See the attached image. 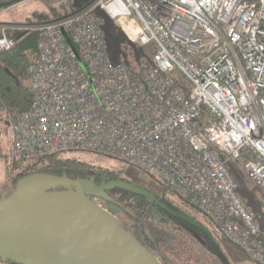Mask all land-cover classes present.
<instances>
[{"label": "built area", "instance_id": "built-area-1", "mask_svg": "<svg viewBox=\"0 0 264 264\" xmlns=\"http://www.w3.org/2000/svg\"><path fill=\"white\" fill-rule=\"evenodd\" d=\"M83 1L36 31L31 109L7 114L10 157L81 151L140 169L264 264V234L227 167L244 161L264 201V0ZM99 12L147 49L137 71L112 61ZM11 28L0 52L16 46Z\"/></svg>", "mask_w": 264, "mask_h": 264}, {"label": "trees", "instance_id": "trees-1", "mask_svg": "<svg viewBox=\"0 0 264 264\" xmlns=\"http://www.w3.org/2000/svg\"><path fill=\"white\" fill-rule=\"evenodd\" d=\"M27 0H0V10H5ZM87 4L83 0L70 1L61 6L63 13L55 12L57 17L69 16ZM103 30L114 63H125L132 71L139 69L146 57L147 49L132 44L122 30L103 12ZM3 34L0 29V39ZM7 36L16 41V46L7 52H0V114L4 111L24 113L31 109L33 93L30 86V67L37 58L39 33L35 31L8 30ZM5 186L13 185L28 176L50 175L67 176L69 179H95V183L120 179L118 163L112 158L72 151L65 154L50 155L33 161L5 158ZM244 161L230 162L228 170L238 184V192L246 205L256 215L264 234V201L260 190L251 184L243 171ZM140 170V169H138ZM142 171V170H141ZM144 172V171H143ZM147 181H128L155 196L160 203H151L147 198L123 190H114L111 195L116 203L122 204L125 216L136 221L143 231L141 239L132 233L157 257L161 264H232L228 255L208 227H218L204 214L193 208L179 193L166 182L144 172ZM102 182V183H103ZM5 196L0 193V198ZM113 205V207H114ZM116 208V207H115ZM117 209V208H116ZM120 221L118 213L115 215ZM183 217L192 219L187 221ZM122 222V221H121ZM138 229V228H137Z\"/></svg>", "mask_w": 264, "mask_h": 264}, {"label": "water", "instance_id": "water-1", "mask_svg": "<svg viewBox=\"0 0 264 264\" xmlns=\"http://www.w3.org/2000/svg\"><path fill=\"white\" fill-rule=\"evenodd\" d=\"M123 190L160 203L142 188L117 179L71 180L66 175H32L0 198V260L13 264H161L157 257L107 210L109 192ZM187 221L192 219L183 217Z\"/></svg>", "mask_w": 264, "mask_h": 264}, {"label": "rangeland", "instance_id": "rangeland-1", "mask_svg": "<svg viewBox=\"0 0 264 264\" xmlns=\"http://www.w3.org/2000/svg\"><path fill=\"white\" fill-rule=\"evenodd\" d=\"M63 4L55 0H27L9 7L5 10H0V29L3 26L13 27L9 30L13 31H37L43 24L50 23L54 18L55 12L63 13L61 8ZM72 48L73 45L67 39ZM9 111H4L0 114V187H2L5 195L13 192L15 186H5L6 180V164L5 158L10 156V129L8 127L7 114ZM118 166V174L121 178H126L128 181H147L146 174L137 168H127L120 166L118 163H113ZM123 176V177H122ZM100 204L104 207L102 202ZM107 210V208H106ZM122 221V220H121ZM208 227L213 232L214 236L219 240L220 245L228 255L232 264H253L248 261L247 255L224 239L215 230L211 224Z\"/></svg>", "mask_w": 264, "mask_h": 264}, {"label": "flooded vegetation", "instance_id": "flooded-vegetation-1", "mask_svg": "<svg viewBox=\"0 0 264 264\" xmlns=\"http://www.w3.org/2000/svg\"><path fill=\"white\" fill-rule=\"evenodd\" d=\"M102 182L97 184V185H101ZM108 194H109V196H111V195H115L116 193L115 192H109ZM101 202L105 206V208H110L111 206L114 205V204H111V203H109V202H107L105 200H101ZM115 204H117V205H114V207L117 208L118 215H119V218L122 220V223L126 227H128L131 231H134L141 239H144L143 236H142L143 231L141 229V226H139L136 221H133L132 219H130L127 216H125V211L121 208L122 204H119V203H116V202H115Z\"/></svg>", "mask_w": 264, "mask_h": 264}, {"label": "crops", "instance_id": "crops-1", "mask_svg": "<svg viewBox=\"0 0 264 264\" xmlns=\"http://www.w3.org/2000/svg\"><path fill=\"white\" fill-rule=\"evenodd\" d=\"M0 191H3L2 187H0ZM247 257H248V261H249L250 263H253L252 260L250 259V257H249L248 255H247Z\"/></svg>", "mask_w": 264, "mask_h": 264}, {"label": "bare ground", "instance_id": "bare-ground-1", "mask_svg": "<svg viewBox=\"0 0 264 264\" xmlns=\"http://www.w3.org/2000/svg\"><path fill=\"white\" fill-rule=\"evenodd\" d=\"M244 171V170H243ZM236 181V180H235ZM252 184V183H251ZM253 185V184H252ZM254 186V185H253Z\"/></svg>", "mask_w": 264, "mask_h": 264}]
</instances>
